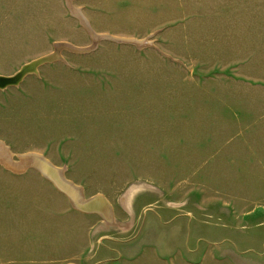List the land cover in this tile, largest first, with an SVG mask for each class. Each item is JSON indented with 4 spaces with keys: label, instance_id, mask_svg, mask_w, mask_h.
I'll list each match as a JSON object with an SVG mask.
<instances>
[{
    "label": "rangeland",
    "instance_id": "1",
    "mask_svg": "<svg viewBox=\"0 0 264 264\" xmlns=\"http://www.w3.org/2000/svg\"><path fill=\"white\" fill-rule=\"evenodd\" d=\"M70 1L0 0V76L58 57L0 140L106 209L0 160V264H264V0Z\"/></svg>",
    "mask_w": 264,
    "mask_h": 264
},
{
    "label": "bare ground",
    "instance_id": "2",
    "mask_svg": "<svg viewBox=\"0 0 264 264\" xmlns=\"http://www.w3.org/2000/svg\"><path fill=\"white\" fill-rule=\"evenodd\" d=\"M68 3H69L70 10L73 14V17L80 18L82 21L84 18L83 17L84 13L82 12V10L73 6V4L71 3L70 0H68ZM83 24H85L84 21H83ZM87 29H89V28H87ZM66 45L69 46L70 48H75L70 44H66ZM51 55H52V53H51ZM19 155H20L19 157H21V159H23L24 161H21L20 163H16L14 160L15 158L13 159L14 154H13L11 148L5 142L0 140V160L1 161H3L5 164H9L10 166L15 167V168H23V166H25V165L26 166L33 165L34 169L40 171L45 176L51 178L56 184H58V186L65 193L71 194L70 191H71V189H73V185L71 184V182L67 178H64L62 175L59 174V171L57 170L56 166H54L53 163L47 157H45L43 154H40V153H30V152L25 153V154H19ZM60 169H62V168H60ZM70 197H72L78 203V201L75 197H73L72 195Z\"/></svg>",
    "mask_w": 264,
    "mask_h": 264
},
{
    "label": "water",
    "instance_id": "3",
    "mask_svg": "<svg viewBox=\"0 0 264 264\" xmlns=\"http://www.w3.org/2000/svg\"><path fill=\"white\" fill-rule=\"evenodd\" d=\"M57 59V55L47 56L30 64L24 65L20 71L12 76H0V91L19 86L28 75L37 74L39 67L44 64L51 63Z\"/></svg>",
    "mask_w": 264,
    "mask_h": 264
},
{
    "label": "crops",
    "instance_id": "4",
    "mask_svg": "<svg viewBox=\"0 0 264 264\" xmlns=\"http://www.w3.org/2000/svg\"><path fill=\"white\" fill-rule=\"evenodd\" d=\"M55 166V165H54ZM56 168H57V170L59 171V174H60V170H62V169H60L59 167H57L56 166ZM59 168V169H58ZM61 175V174H60ZM64 178H65V176L64 175H62ZM47 179V178H46ZM69 180V179H68ZM50 181V180H49ZM70 182H71V184L73 185V188L75 189H73V195H75V198L77 199V201H78V203L79 204H75L74 202L76 201H74V199L72 198V197H70L71 196V194H67V193H65L64 191V193L70 198V200L72 201V203H74L76 206L78 205V206H82L83 208H85V209H87V210H92L93 212H95V213H99V212H102V211H104L105 209H106V202H107V200L105 199V198H103V197H97V198H91L90 200H85L81 195H80V193H79V189H80V187H78L77 186V184H75L73 181H71V180H69ZM54 183V182H53ZM56 185V184H55ZM57 186V185H56ZM60 189V188H59ZM61 190V189H60ZM62 191V190H61ZM84 200V201H83Z\"/></svg>",
    "mask_w": 264,
    "mask_h": 264
}]
</instances>
